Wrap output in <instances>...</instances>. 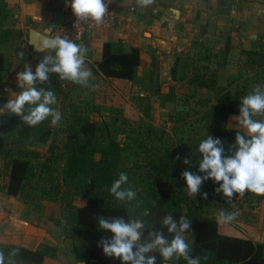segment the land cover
I'll list each match as a JSON object with an SVG mask.
<instances>
[{
  "label": "crops",
  "instance_id": "crops-1",
  "mask_svg": "<svg viewBox=\"0 0 264 264\" xmlns=\"http://www.w3.org/2000/svg\"><path fill=\"white\" fill-rule=\"evenodd\" d=\"M171 9L175 14L169 12ZM236 9L231 0H154L147 8L138 7L135 0H119L113 27L93 31L78 42L87 47L85 67L92 72L90 86L61 80L55 73L36 86L55 93L56 106L64 110L65 131L76 114L118 129L124 159L121 170L128 176L125 186L134 187L136 200L143 204L140 192L177 179L172 183L170 195L174 199L169 206L186 210V205L197 202L203 217L218 221L219 234L262 243L264 200H259L257 194L246 190L227 202L222 192H216L218 183L203 182L200 191L188 197L186 181L170 173L171 169L186 166L193 172L198 167L192 160L183 163L186 148L181 140L190 142L191 148L207 136L209 126L243 132L233 119L239 114L228 113L227 109L236 102L240 107L241 97L256 84H264V0H240ZM57 12L60 5L55 0H0V53L8 65L0 74V106L21 91L17 73L24 70L25 64L34 73L44 55H54L35 53L29 34L32 29L44 33ZM105 43L119 44L127 51L140 49L141 64L133 80L106 78L99 73ZM21 51L22 59L17 55ZM183 116L190 129L175 130L176 118ZM174 141L181 146H172ZM156 142L170 146L163 145L158 155ZM191 151L194 157L196 151ZM143 154H157L153 165L149 157H140ZM173 155H180L181 161L169 162ZM161 168L168 171L161 173ZM41 178L31 179L26 191L18 196L6 190L0 193V251L5 264L86 262L87 245L79 238L75 220L86 200L78 195L70 197L69 192L74 194L63 186V176L56 180ZM51 184L63 186L62 194L44 196V188ZM203 193H207V199ZM179 199L182 203L176 204ZM237 209L239 215L234 221H219L221 211ZM149 233L145 224L141 242L154 239ZM185 239L190 246L193 244L192 235L185 234ZM14 249H18L15 254ZM29 253L42 255V261ZM145 255L156 256V264H179L182 260L164 261L158 251Z\"/></svg>",
  "mask_w": 264,
  "mask_h": 264
},
{
  "label": "clouds",
  "instance_id": "clouds-1",
  "mask_svg": "<svg viewBox=\"0 0 264 264\" xmlns=\"http://www.w3.org/2000/svg\"><path fill=\"white\" fill-rule=\"evenodd\" d=\"M138 7L147 8L154 0H135ZM77 21L93 22L99 25L108 13L105 0H66ZM52 28L42 35L39 42L32 45L35 51L46 54L37 64L33 73L31 66L25 64L24 70L17 73L18 88L21 91L4 105L0 106V116L15 115L29 127H34L51 117L52 125L61 120V113L51 107L56 104V95L52 90L38 88L37 83L49 80V74L55 73L59 79L89 87L92 72L85 67L87 47L60 35H53ZM21 59L24 52L17 54ZM241 129L235 136V151L229 148L231 155H225V149L219 138L208 135L198 145L200 159L197 161L201 176L190 171H183L181 177L186 181L188 197H194L206 180H213L220 186L217 193L222 192L227 202H231L234 194H243L246 190L264 195V84H256L251 92L241 97L239 116L233 117ZM179 159V157H177ZM184 164H190L187 158ZM128 183L126 173H119L109 191L117 201L131 202L136 200L137 193L131 186L122 187ZM207 199V193L202 194ZM147 214V213H145ZM239 215V210L221 211L219 221L230 223ZM169 233L174 234L169 241L162 232H150L149 241L141 242L145 223L139 219L126 222L124 218L98 217V228L111 232L110 238H102L98 247H102L106 257L119 259L121 264H156V256H146V253L158 251L164 261L183 258L187 264H201L200 256H191V247L185 239V233L190 230V221L181 216L179 223L167 215L163 221ZM18 249L13 250V254ZM207 259V256L203 257ZM0 264H5L4 253L0 251ZM9 264H12L10 261Z\"/></svg>",
  "mask_w": 264,
  "mask_h": 264
},
{
  "label": "trees",
  "instance_id": "trees-1",
  "mask_svg": "<svg viewBox=\"0 0 264 264\" xmlns=\"http://www.w3.org/2000/svg\"><path fill=\"white\" fill-rule=\"evenodd\" d=\"M140 64L141 52L139 48H132L127 51L119 44L105 43L102 60L98 63V70L106 78L133 80ZM7 66L5 55L0 53V74L7 69ZM227 112L239 114L238 103L236 102L228 107ZM176 119L175 130L180 129L184 131L190 129L189 125H187L188 119L185 116L177 117ZM23 125L26 130H32L36 133V140L40 143L45 144L52 139L53 125L51 117L34 127H29L24 122ZM108 129L101 121L86 120L76 114L68 128V139L64 148L66 149L64 151H66L67 161L63 170V184L69 187L74 195H83L86 200V203L78 208L75 218L79 229V238L87 245L86 264H121L119 259L106 257L102 247H98V242L102 238H110L112 236L111 232L99 230L98 217H120L124 218L126 222L131 220L126 201H117L109 191L112 183L119 178V173H121L119 166L123 156V147H121L120 142L115 141L107 132L105 140L98 138L99 133L109 131ZM208 135L213 136V138H219L222 141L225 155H231V152H229L230 147L233 152L235 151V148L232 146L235 145L236 133H232L222 127L209 126L207 129ZM207 136L200 139L191 148L190 142L184 143L181 140L186 148L184 157L192 160V163H197L200 159V154L197 151L198 145ZM3 140V128L0 126V144H3ZM192 149L196 151L194 157ZM166 152L170 151L167 150ZM155 155L149 154L147 156L151 160L152 165L154 163L153 159L156 157ZM181 158L180 155H173L172 159H168L170 160L169 162H173V160L178 162L181 161ZM40 166L42 167L41 173L43 172L46 174L45 176L51 178V173L55 170L53 169L54 167H51L47 161L39 163L38 168ZM195 167L196 169L193 173L201 176L205 175V173H199L198 167ZM185 168H179L176 171H171V169V176H176L178 180H181V173L183 171L192 172L190 166H186ZM165 169L161 168L160 172H167L168 170ZM38 175V169L33 167L28 159L13 158L10 160L8 183L5 188L0 190H6L7 194L11 196H18L29 184L30 179ZM213 182V180L209 179L204 181V184L211 185ZM58 186L56 185V187ZM44 196L50 195H46L45 193ZM142 198L144 199V209L140 213H142V221L148 225L150 232H162L165 238L170 241L174 234L168 232L167 227L162 223L163 219L167 215H172L173 220L177 223H179L181 216L190 221L191 228L185 233L186 235H192L194 238L193 244L190 246V255L193 257L200 256L201 264H264V240L262 243H255L252 240L219 234L218 221L203 217L198 211L199 206L197 202H194L190 206L186 205L185 207L188 210H184L183 207L178 209L169 206L172 203L170 201L174 198L171 197L168 191L161 194L150 192L148 197L145 195ZM258 199L264 200V195H258ZM181 201L179 199L176 201V204H181ZM29 254L36 255L39 261H42V255ZM205 256H207L206 260L203 259ZM179 264H187V262L182 258Z\"/></svg>",
  "mask_w": 264,
  "mask_h": 264
},
{
  "label": "rangeland",
  "instance_id": "rangeland-1",
  "mask_svg": "<svg viewBox=\"0 0 264 264\" xmlns=\"http://www.w3.org/2000/svg\"><path fill=\"white\" fill-rule=\"evenodd\" d=\"M0 97H1V94H0ZM3 98H5V96H3ZM51 107H53L54 109H56L57 111L61 113V120L58 122V124L53 125L52 139L48 143H45V144L40 143L38 142V140H36V133L34 131L26 130V128L23 125V122L19 120V117L15 115H9L6 117L0 116V126L3 128V138H4L3 144H0V189L5 188L8 183L9 171H10V160L13 158H27L31 162L32 166L38 169L39 179H42L41 177L46 175L43 172L41 173V168H42L41 166L40 168H38L39 163H43L44 161H47L50 163L51 167H54L53 169H55L52 171L51 177H54V179L56 180L58 179V177L62 179V176H63V179H64L63 164L64 162L66 163L67 161L66 151H64L66 150L64 148H65V144L67 143V139H68V131H65V123L67 124V122H66V119L62 116L64 110L59 109L58 104L57 106L56 104H54ZM108 130L109 131H104L103 133H99L98 138L101 140H105L106 132H107L111 135V137H113L115 141H117L118 143L121 142V138L119 136V133L117 132L118 129H116V127H111ZM148 141L150 142V138L149 139L147 138V142ZM163 145H169V144L167 142H165L164 144H162L161 142H158L157 144L156 142V147H157L156 149L159 151L158 155L160 154L159 148L163 147ZM171 145L174 147L181 146L176 141L171 143ZM36 147H39L42 150H37L38 148ZM149 147H151V145L148 144V148ZM42 154L43 156H41ZM133 156H135V154ZM146 156L147 155L143 154L140 157H143V160H145ZM157 162L158 164H161L160 159ZM123 163H124V159L121 160L119 169H122ZM176 181L177 179L170 180L169 183L166 181L165 182L166 185L164 184L156 188L147 187V189L140 192L141 196L145 197L146 195L148 197L150 192H153V193L158 192L159 194L164 193L165 191L170 192V190H172L173 188L172 183ZM36 185L37 187H39V184H36ZM56 185L57 184H51V186H47L46 188H44L45 189L43 191L44 194L46 193V195H50V196H53L57 193L62 194L61 189L63 188L64 185L58 186V187H56ZM182 185H183V181H182ZM132 189L135 191L134 187H132ZM151 190H154V191H151ZM25 191H26V188H25ZM36 191H40V190L37 188ZM0 193H3V191L0 190ZM69 194H70V197L71 196L75 197V195H72L71 192H69ZM78 196L83 197V195H78ZM139 198L141 199V197L138 195V199ZM126 203L129 207L131 220L139 219L142 221V217H141L142 213L140 212L144 209V204H142L138 200H134L131 202L126 201Z\"/></svg>",
  "mask_w": 264,
  "mask_h": 264
},
{
  "label": "built area",
  "instance_id": "built-area-1",
  "mask_svg": "<svg viewBox=\"0 0 264 264\" xmlns=\"http://www.w3.org/2000/svg\"><path fill=\"white\" fill-rule=\"evenodd\" d=\"M60 5L62 21L53 35H60L76 43L81 42L86 36L98 29H109L115 23V7L119 0H105L108 5V13L101 24L95 25L93 22L77 21L70 8L66 7V0H55ZM163 264H173L164 262Z\"/></svg>",
  "mask_w": 264,
  "mask_h": 264
},
{
  "label": "water",
  "instance_id": "water-1",
  "mask_svg": "<svg viewBox=\"0 0 264 264\" xmlns=\"http://www.w3.org/2000/svg\"><path fill=\"white\" fill-rule=\"evenodd\" d=\"M231 3L236 9L238 7L239 3H240V0H231ZM169 12H172V13L175 14V11H173V9H171V11H169ZM61 21H62V14H61V12H57L56 15H55L54 21L48 26V28L50 27V28H52L53 31H56L58 26H59V24L61 23ZM47 30L44 33H41V32H39V31H37L35 29H32L30 31V34H29V44L31 46L37 44L39 42L40 37L42 35H44L45 33H47ZM33 50H34L35 53L40 54V52L35 51L34 48H33ZM81 264H86V262H82Z\"/></svg>",
  "mask_w": 264,
  "mask_h": 264
}]
</instances>
